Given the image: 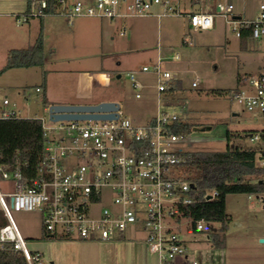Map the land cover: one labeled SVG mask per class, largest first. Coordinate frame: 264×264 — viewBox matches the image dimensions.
<instances>
[{
  "label": "built area",
  "instance_id": "1",
  "mask_svg": "<svg viewBox=\"0 0 264 264\" xmlns=\"http://www.w3.org/2000/svg\"><path fill=\"white\" fill-rule=\"evenodd\" d=\"M186 0H56L48 11V0H32L26 13L16 16L17 25L50 15L75 18L130 20L154 17L187 16L196 31L212 30L215 18L222 17L234 26L238 38L250 30L253 40L264 38V0L254 19L238 16L239 6L228 3L219 12L187 11ZM202 0H190L201 4ZM124 31L121 35H124ZM179 56H176L178 59ZM139 74L155 76V89L162 94L173 87L174 75L165 60L132 70L130 79L136 99L151 86ZM192 87H199L198 80ZM38 93L41 88H36ZM233 101L254 116H264V71L251 75L232 93ZM49 108V107H48ZM48 108L46 111L48 113ZM16 109L4 97L0 119H18ZM42 122L45 153L36 173L28 162L17 159L12 166L0 164V179L11 184L10 193L0 191V210L6 224L0 228V254H21L27 264H51L40 252H31L13 218V213L39 212L46 236L67 240L110 241L125 239L128 232L143 233L147 251L159 264H202L190 259L182 235L187 232L217 233L222 223L194 220L186 207L197 201L192 185L177 178V166L185 161L186 136L172 127L185 120L177 113L158 110L145 124H136L118 111L113 120ZM250 139H260L258 134ZM258 165L264 167V154ZM216 191L205 196L214 200ZM252 198V195H249ZM110 200L112 207L103 203ZM181 260H185L181 263Z\"/></svg>",
  "mask_w": 264,
  "mask_h": 264
},
{
  "label": "rangeland",
  "instance_id": "2",
  "mask_svg": "<svg viewBox=\"0 0 264 264\" xmlns=\"http://www.w3.org/2000/svg\"><path fill=\"white\" fill-rule=\"evenodd\" d=\"M228 3L242 4L244 16L254 19L258 14L260 0L209 1V5L213 7ZM189 9L191 8L188 7ZM54 19L60 23L58 27H52L51 22ZM41 21V18L31 19V22L37 23L38 34L44 36L46 60L43 67L11 69L0 77V102L5 97L3 86L12 85L7 89L10 108L16 109L20 118L48 120L43 103L44 92L36 91V88H43L45 84L53 96L63 99H115L123 114L136 124H145L158 114V110L177 113L194 125L183 145L190 151L225 150L229 131L233 134L234 144L264 151L263 140L252 141L248 137L254 132L264 131V116H254L238 106L232 98V93L243 84V80L264 71V39L243 41L237 37L234 26L219 16L215 18L214 28L205 31L192 28L188 30L187 16L162 18L158 27L160 36L154 35L142 48H152L154 44L157 47L159 37L164 51L162 57L165 67L174 76L177 75L182 88L172 96H159L154 89H144L143 98L136 99L127 74L135 66H139L141 60L130 61L128 64L126 62L120 68L114 65L111 69H104L100 58L74 47L77 44L76 31L66 17L54 15L44 18L43 21L48 22V25H44L43 29ZM15 24L16 26L12 25L10 28L6 27L3 20L0 22V69L7 63L6 50L24 49L30 45V34L26 28L28 24L17 25L16 19ZM5 29L8 32L7 37L3 35ZM12 38H15L13 43ZM183 39L186 44H183ZM55 47H58L57 52L53 51ZM177 54L178 59L175 58ZM119 57L120 55H114L112 60L117 62ZM87 77L91 79V83H88ZM139 80L142 83L154 82V77L139 74ZM195 80L199 82L197 88L192 87ZM217 91L223 93L218 94ZM205 127H211V130H200ZM261 157L259 153L258 162ZM0 191L10 193L11 184L0 179ZM263 198L262 194H253L252 198L248 194L228 195L227 212L232 221L227 231L226 247L213 248L205 232H187L182 238L187 245L189 258L197 259L202 264H264V243L261 242L264 239ZM103 203L108 207L113 206L108 199ZM39 215L37 211L14 212L13 218L27 240L30 251L42 253L48 262L56 260V264L58 261L61 264H159L158 257L147 252L143 234L130 231L123 240L106 242L49 241L41 238Z\"/></svg>",
  "mask_w": 264,
  "mask_h": 264
},
{
  "label": "trees",
  "instance_id": "3",
  "mask_svg": "<svg viewBox=\"0 0 264 264\" xmlns=\"http://www.w3.org/2000/svg\"><path fill=\"white\" fill-rule=\"evenodd\" d=\"M32 0H29V6ZM48 11L57 7L56 0H48ZM251 38L250 30H242V40ZM45 48L42 35L27 49L12 50L7 65L0 70V76L9 69L43 67ZM218 94L223 92L217 91ZM44 107L49 103L43 99ZM194 125L188 120L176 122L173 132L188 137ZM264 141V131L254 132ZM233 134L227 133L228 146L223 151L199 150L184 154L185 161L177 166V178L186 181L194 188L197 201L186 207L185 214L198 221L222 223L219 232L211 234L209 243L213 248L224 249L227 231L232 221L227 212V196L230 194L264 195V167L258 165L257 156L263 150L245 148L232 142ZM46 139L42 122L34 118L0 119V164L12 166L17 159L28 162V169L36 173L41 166L45 153ZM216 191L218 196L205 201V196ZM6 224L0 214V228ZM48 239L55 237L47 236ZM67 240L65 237H58ZM0 264H27L21 254L4 252L0 254Z\"/></svg>",
  "mask_w": 264,
  "mask_h": 264
},
{
  "label": "crops",
  "instance_id": "4",
  "mask_svg": "<svg viewBox=\"0 0 264 264\" xmlns=\"http://www.w3.org/2000/svg\"><path fill=\"white\" fill-rule=\"evenodd\" d=\"M209 1L210 0H202L201 4H200V3H196V2L192 3V2H190V0H186L184 3H185V8L187 9V11H202V12L213 13V14L219 12L220 7L224 6L221 4H217L215 7H213V6L209 5ZM262 1L263 0H260V3ZM237 6H239V8H240L239 11L237 12L238 16H240V17L242 16V17L246 18L244 16V7H242L243 5L237 3ZM188 7H190L191 9L188 10ZM28 9H29V0H0V22H1V20H3L6 23V27H10V28L12 25L16 26V24H15L16 16L26 13L28 11ZM50 16H54V15H50ZM44 18H46V17H44ZM44 18H41V20H42L41 21V23H42L41 29L44 28V25H48V22L43 21ZM11 19H12V21H11ZM246 19H251V18H246ZM161 20L154 18V17H150V18H139V19H130V20L111 21L108 19H99V18L92 19V18L84 17V19L83 18H75L73 20H68V21L71 24L72 29H74L76 31L75 37H76V43L78 45L76 44V45H74V47H76L77 50H81L82 52H86V53L91 52L93 54V56L100 58L102 61L101 62L102 67L104 69H111L112 66H114V65L116 67L120 68L126 62L128 64V63H130V61H140L141 60L142 62L139 64V66H135V69H134V70H136V69L139 70L142 66L148 65L149 63L153 64L160 57L163 58L162 55H164V51H163V47L160 45L159 37H158V41L156 42L157 47H155L154 46L155 44H154L152 46V48H142V46H144V44L146 42H149V40H151V38H154V35L157 34V36H158V34H159L158 33V31H159L158 27H160ZM13 22H14V24H13ZM27 24H28V27H26V28L30 34L28 36V41H29L28 43H30V45L27 47V48H29L30 46H32L36 43V41L38 40V38L42 34H40V35L38 34V28H37L36 22H31V20H29L27 22ZM51 24H52V27H58V24L60 25V23H57L55 21V19L51 22ZM188 25H189V23H188ZM6 29L4 31H6ZM188 30H191L190 25L188 27ZM122 31L125 32L124 35H121ZM7 34H8V32L6 31L3 35H5L7 37ZM5 36H2V37H5ZM159 36H160V34H159ZM42 38H43V43H44V36L43 35H42ZM14 40H15V38H12L11 43H13ZM248 40H243V41L247 42ZM183 44H186L185 39H183ZM27 48H24V49H27ZM12 50H23V49L22 48H18V49L15 48ZM12 50H10V51H12ZM10 51L6 50V52H5L7 55V62H8V55H9ZM53 51L57 52L58 47L53 48ZM142 54H145L146 56L142 57L141 56ZM114 55H120L117 62H114L112 60V57ZM6 65H7V63H6ZM3 68H1L0 70H2ZM9 70H11V69H9ZM145 76L146 77H150V76L154 77V82H145V84H148L149 86H151L147 89H154L156 91V89L154 87L155 82H156L155 76H153V75H145ZM87 81H88V83H91V79L89 77H87ZM173 82H174L173 87L171 89H169L168 91L162 93V94H167V95L172 96L176 92L181 90L182 85H181L180 80H178L177 75L174 76ZM3 87H4L5 97L8 98V95H7L8 90L7 89L12 87V85H7V86H3ZM41 89H42V92H44L45 98L48 101L49 106L54 105V104H59V105H87V104L93 105V104H99L102 102H117V100H115V99L92 98V97L91 98H88V97L87 98H78V97L77 98H71V97H69V98L63 99L62 97L53 96L50 92V88L47 89V86L45 84H44L43 88H41ZM0 94H1V90H0ZM162 94H158V95L160 96ZM153 117H151L148 121H150ZM250 135H252V134H250ZM250 135H248L249 138L251 137ZM39 217H40V224H41V230H42V233H41L42 239H47L49 241H61V243L62 242H64V243L69 242V240H60V239H57V237L55 239H48L47 236L43 232L42 218L40 215H39ZM229 226H230V224H229ZM136 234H143V233H136ZM144 237H145V235H144ZM53 244H55V242H53ZM180 262L184 263L185 260H181ZM50 263L56 264V260H53ZM58 264H61V262L58 261Z\"/></svg>",
  "mask_w": 264,
  "mask_h": 264
},
{
  "label": "water",
  "instance_id": "5",
  "mask_svg": "<svg viewBox=\"0 0 264 264\" xmlns=\"http://www.w3.org/2000/svg\"><path fill=\"white\" fill-rule=\"evenodd\" d=\"M120 108L121 106L117 102H102L93 105L54 104L49 106L48 115L50 120L54 122L74 120H113L118 117V111ZM194 129L199 130V128ZM200 130H211V127L201 128ZM261 242L264 243V239H262Z\"/></svg>",
  "mask_w": 264,
  "mask_h": 264
}]
</instances>
